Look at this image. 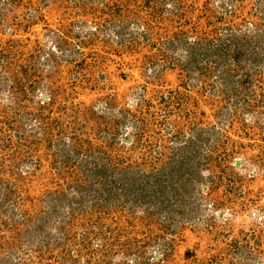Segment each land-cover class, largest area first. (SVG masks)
<instances>
[{
    "label": "rangeland",
    "instance_id": "374dc122",
    "mask_svg": "<svg viewBox=\"0 0 264 264\" xmlns=\"http://www.w3.org/2000/svg\"><path fill=\"white\" fill-rule=\"evenodd\" d=\"M262 21L264 0H0V223L54 220L23 235L50 243L21 251L26 264H144L164 241L168 264H264ZM250 32L247 49L227 46ZM191 54L228 64L190 70ZM140 98L148 127L133 147L124 110ZM92 161L129 166L134 186L162 170L160 205L130 188L60 223Z\"/></svg>",
    "mask_w": 264,
    "mask_h": 264
},
{
    "label": "trees",
    "instance_id": "16d2710c",
    "mask_svg": "<svg viewBox=\"0 0 264 264\" xmlns=\"http://www.w3.org/2000/svg\"><path fill=\"white\" fill-rule=\"evenodd\" d=\"M263 26H264V21L260 22L257 28V32L254 31V35L255 36L257 35V38H258V41H257L258 45L259 43L261 44L260 55L256 54V60L259 59L261 61H254L252 68L255 69L254 71L257 75L256 78H258L259 80L264 79V74L262 75V72L264 71L262 68L263 67L262 63L264 62L262 61L264 58V55H263L264 54V27ZM228 28L231 29V27H226V29ZM246 36L249 38H247ZM246 36L245 35L241 36L236 33H231L229 37L227 38L228 40L227 46L231 47L232 51L234 50V48L238 46L244 47L250 41V38L252 37L251 32L249 35H246ZM211 40L212 39H208L206 41L210 42ZM245 48L247 49L246 46ZM217 50L218 48H214L212 49V52H207V55L210 57L214 55V56H218L219 58H222L223 57L222 55L219 56L220 54H214L217 52ZM185 58H186V61L184 62V65H186V67H189L190 70L197 68V67L200 70L203 64H210V65L214 64L219 67L225 64H228L227 61H219L215 57H214L215 60L205 61V63L204 61H194L195 55L193 54L185 55L184 59ZM230 62H229V65H231ZM235 63L239 64L240 61H236ZM237 82L240 85V87L244 88L243 90L247 92V90L249 89L248 87H245L247 83L245 84L242 78H240V80H237ZM143 103H144V99L140 98L139 103H137L134 109L124 110L125 117H127L126 121L128 119V121H130L132 127L134 128L133 139L131 137V139L133 140V142L131 143L133 147H136V144L137 146L140 145L139 147H142L143 140H141V138L143 137L145 129H147L148 127L147 125L148 121L144 115L146 112L141 110V106L143 105ZM247 106H250V105L247 104ZM246 108L248 109V107ZM129 141H131L130 138H129ZM92 152L93 151L89 149V151L86 152L85 156L89 157L92 160V157H91ZM115 158L116 157H114V159ZM106 159H109V158H106ZM112 162L113 161H109L108 163H105V162L98 163L97 161H92L91 166L88 167L87 169L89 172H93L94 174H96V176L89 175V177L87 178H90V179L86 178L84 180L86 181L85 183L79 180H77L78 183H72V182L69 183V187L76 190L75 192L72 191L73 192L72 196L74 200H70V201L68 200V210L66 211V213L69 215H63L62 219L59 221L60 223H71V221L75 220L76 218H80L84 214H88V210H86L87 206L90 205L89 210L94 211V209H96L95 207L98 206L99 203L102 202L103 200L106 202V200L112 196H114L117 199V197L120 196L121 193L125 194L126 191L130 188H139V193L148 194L149 200L146 202L147 205H145L144 207L145 210L151 204L155 205L156 208L160 205V202L158 203V201H156L157 199L152 198L151 191L152 192H155V191L162 192V189H163L162 185L165 184L164 182H162L163 181L162 170H159L158 172L156 170L157 173L156 172L149 173L148 175L144 173L145 175L143 174V177L138 178L139 179L138 186H134L131 184V181L127 176V171L129 170V166L127 165L128 167L125 168L123 167V163L119 161V164H121L119 165L120 169L112 171L111 169L113 167ZM85 164H88V162H85ZM110 171L112 173H114L115 171H121L123 174L121 176H115L113 174L108 175V173H111ZM159 172H161V174ZM145 179L146 181L150 180L151 182L149 186L146 184L148 187L147 189H144L143 186L140 187L141 183L144 182ZM149 188L151 189L150 193H149ZM61 194L64 197V200L66 196H69V193L67 194L65 189L61 191ZM12 199H13V195H12ZM136 200L137 201L134 202L135 205L145 203L144 201L142 202L140 197L136 198ZM13 215L14 213H12V216ZM53 221L54 220L52 219V217H49V215L47 216L41 215L39 218H37L36 216L33 217L31 215H28L26 212L21 214L20 218L18 219L13 217L12 221L7 220L5 222V220H3V223H0V264H26V261H24V258H22V256L19 255V253L21 254V251L33 252L38 255H40V253L44 254V251L48 252L50 248V245H49L50 243L44 241L43 238L39 240L38 242L39 246L37 245L32 246V241L27 242L26 239H24L23 235L25 236L26 233H30V235L33 236V234L35 233L36 234L40 233L41 231L45 230L44 227L47 225V223H51ZM25 226L26 228L23 229ZM6 232H8V234ZM43 236L45 237L46 233L43 234ZM24 240L26 241L27 244L25 243ZM87 241H89V239H87ZM22 243L25 245V247L23 248L21 246ZM173 247L174 246L172 242L164 241L163 251L161 253V256L156 257L154 259L155 261H148L146 263L144 262V264H168L170 263V261L173 260V257H172ZM12 254H15L17 256V260L15 262H14V258H12ZM73 260L75 261V259Z\"/></svg>",
    "mask_w": 264,
    "mask_h": 264
}]
</instances>
